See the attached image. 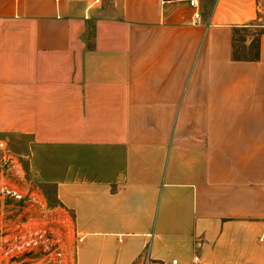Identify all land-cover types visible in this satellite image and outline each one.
<instances>
[{
    "label": "crops",
    "instance_id": "obj_1",
    "mask_svg": "<svg viewBox=\"0 0 264 264\" xmlns=\"http://www.w3.org/2000/svg\"><path fill=\"white\" fill-rule=\"evenodd\" d=\"M189 1L0 0V139L77 264H264L258 0Z\"/></svg>",
    "mask_w": 264,
    "mask_h": 264
},
{
    "label": "built area",
    "instance_id": "obj_2",
    "mask_svg": "<svg viewBox=\"0 0 264 264\" xmlns=\"http://www.w3.org/2000/svg\"><path fill=\"white\" fill-rule=\"evenodd\" d=\"M189 4L196 6L194 0ZM199 17L198 10H195L194 22ZM0 199L4 205L0 210V236L2 238L6 232L16 234L12 242L0 239V262L5 259V262L15 264H77L76 252L84 236L72 230V241L68 245L62 228L57 226L55 214L41 193L40 182L25 166L24 157L11 152L1 139ZM12 207L15 213L6 212ZM34 218L38 221L32 222ZM30 223L33 227H27L26 224ZM192 262L200 264L197 256ZM140 264H153L148 250L141 255ZM162 264L178 263L173 259Z\"/></svg>",
    "mask_w": 264,
    "mask_h": 264
},
{
    "label": "rangeland",
    "instance_id": "obj_3",
    "mask_svg": "<svg viewBox=\"0 0 264 264\" xmlns=\"http://www.w3.org/2000/svg\"><path fill=\"white\" fill-rule=\"evenodd\" d=\"M258 8L260 10L259 16L261 18L259 23L261 25H264V0H258ZM260 31H264V27L250 28L246 32H244V33L241 32L237 35L236 42H235V46H236L235 50H236L237 55L243 56V57H251L254 54L255 49H256V36H257L256 34H258ZM7 145L9 147V150L11 152H13L14 154H17V155L29 154L27 151L22 150V148L20 146L16 145L14 140L12 142L8 141ZM24 163H25V166L27 167V163L26 162H24ZM43 191H44V193H45L44 195L47 197L48 201L50 203H54L51 190L47 189L46 187H43ZM6 212H10L13 214V213H15V208H13V207L8 208L6 210ZM24 219L27 220L26 217H24ZM15 237H16V234H14L12 232L11 233L6 232L5 234H2L3 239L10 240L11 242L15 240ZM2 238L0 236V239H2ZM71 241H72V238L70 235L67 238L66 242H69L68 245H70ZM0 264H15V262H5V259H4V261L0 262Z\"/></svg>",
    "mask_w": 264,
    "mask_h": 264
}]
</instances>
